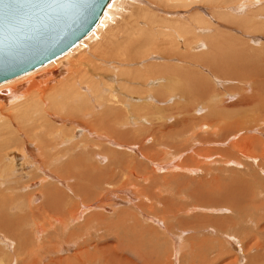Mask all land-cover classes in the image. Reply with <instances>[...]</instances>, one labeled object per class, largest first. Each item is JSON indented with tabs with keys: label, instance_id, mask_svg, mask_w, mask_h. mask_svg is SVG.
<instances>
[{
	"label": "rangeland",
	"instance_id": "374dc122",
	"mask_svg": "<svg viewBox=\"0 0 264 264\" xmlns=\"http://www.w3.org/2000/svg\"><path fill=\"white\" fill-rule=\"evenodd\" d=\"M147 1L148 0H128L127 3H129V12L131 16H129L125 20V22L127 23H132L135 19L133 24L137 27L136 29L134 27L135 31H133V33L135 32V35L133 36H136L140 33V36L138 35L139 37L134 38H139L138 40L142 41L141 43L143 45L141 44L139 46V44L136 42V45L134 46L135 48L131 50L130 53L128 52L125 55H120L119 58H115L114 56L110 55L112 60L110 58H108L107 60L106 57L105 59H103L105 54H103L102 52H100L99 54L101 55L102 53L103 57H101V55V58L97 57L91 52L93 50L92 48L94 46L96 47V43L98 42L94 43L95 41H92V46L89 44V41H85L84 43V48L86 45L90 46L88 49L85 48L84 56L87 59V63L89 62L88 60H91L95 65L94 66L91 63L87 64L89 65V74H92L95 79L97 78L96 83L101 81L97 85L99 89H101V87L103 89V91L102 89L99 91V94H97L96 96L94 95L95 98L91 97V100L89 99L92 102V104H90L93 105V112L95 109L96 116L94 117V119H96V117H98L97 120L99 119V116L101 115V113L99 112L101 111L103 115L109 112L105 110L106 108L104 109L105 104L103 105V103H105L104 100L107 101L109 100V98L110 100L112 99V97L115 99L119 98L118 100L121 101L122 104L125 102L128 103V105H130V102L134 104H141L139 97L141 95V92L148 91L146 89V86L147 88L149 87L148 93L150 92V94L152 93L154 95H157V91L161 92V90L163 91L165 89V86H167L165 81L163 80L165 74L167 72H172V69H184V64H187L188 66H186V69L188 70L189 75L188 80H186L187 82L182 85V89L176 86L178 89L174 90L173 88L176 87H171L174 90L173 92H179L181 90L180 92L182 93L186 89V92L184 91L185 95L184 92L182 93V97L184 99L179 103L180 105L177 104L174 99H171L172 97L168 99V96L170 97L171 95L165 96V92L172 93L169 88L167 91H163L164 96L160 95V97L165 98L166 100L158 97L155 98L158 101L156 102L157 106H160V114H157L155 117H140L139 120H142V122L140 123V125L138 124L137 129L134 128L135 126L132 127L129 125L119 127L117 124L121 122V119L123 117H109L111 116L110 112L108 113L109 115L106 114V116L104 115L101 119V121L105 119V123H107L108 120V125H100V127H102L99 128L97 134L96 132H94L87 135L88 132H91L90 130H94L95 128L99 127H94L90 130L86 129L87 125L84 124V122L86 123L87 121H89V119L85 118L86 120H84L83 118L91 117V114L88 113V116H86L85 114L84 116H82V118L77 117L76 115L78 114H75V117H71L79 121L82 119L80 122L76 123L77 128H73L69 117H57L55 111L52 113L53 109L51 107L55 105V103L52 101L51 105V101H49L47 107L51 111V114L47 119L53 121V124L55 125V127H57L56 130L58 132L61 131V129H64L65 131L67 130L68 133L73 130V136H77L75 139H73L75 142L68 137L61 139L58 135H56L53 137V140H51V144L49 143V145H47L48 140L52 137L49 136V132L47 131V127L49 126L45 123H39V121L38 124L34 125L35 130L34 127L33 129L31 128L30 130H25L26 133L30 132L26 135L34 136L32 138H23L24 141H30V145L28 146L30 147V149L23 150L22 153L25 152L24 154L20 153V151L19 153H17V164L14 165L17 166V168L19 167V170H17L18 172H15L13 174L10 171V168L12 167L7 168V166L5 165H3L4 167H2V165L0 164V177L2 171L5 170V168L7 170L6 172L3 171V178L0 179V185H3H1L0 191L5 189V192L3 190L4 194L2 193V198L5 197V200L9 199L7 201L10 202L14 210L12 211V216L17 212L15 214L16 216L20 212V208L25 209L26 213H30L28 211V204L34 202L32 205H30L31 210L32 207H39L36 210L37 214L44 213L43 215L45 216H49L50 214L54 217V219H56L59 213L62 212L55 207L53 210L49 202H46V199H44L42 193L44 191L43 187L56 188L57 192H59V196H55L53 197L54 199L52 198L51 200L55 201L56 199L60 202V204L66 202L67 209L65 210V207H62V210L68 211V208H71L73 211H76L75 215L77 213L79 214L78 217L75 216V223H69L66 229V233L64 232L63 235L57 236L54 231L51 232V230L49 229L47 234L48 236L45 233L42 234L43 236H41L42 238H40L42 240L38 241L33 238L35 242H31L33 243V246L31 245V243L29 244V249L36 250V245L43 246V249H39L34 255V259L37 264H52V261L53 264H55V262H58L56 264H89L87 262L77 260L76 258L75 260H73L72 256L74 254L75 256H77L78 254H81L83 252H87L89 254H100L95 255L98 258L96 259V262L92 264L254 263V261L248 257V254H254L256 252V249L248 248L253 243L252 238H254V240L261 238V236L257 235V232H259V228L260 230H264V158L260 159V156H262V153H264V148L262 147V152L259 148L260 143L261 146L264 144V139L262 136L257 134L258 131L262 133L264 132V123L256 125L257 122H254V120H252V122L251 119H254V115L264 117V106L258 107V110L253 113L254 108L257 109L255 102L258 99L254 97H251L250 99V95L259 90H262L261 93L264 94V25H262L260 22L264 19V15L256 12H251L248 14V7L247 4H245L242 14V17H245V19L241 20L242 23L238 26H234L230 25L229 19L209 16L210 14L209 12H207L208 5H204L202 3L201 8H206L203 11V13L205 12V14L207 15L204 19V22L206 24L194 23L195 25H198V28L189 36V40L187 42V56H185L184 50L179 51L178 55H175L169 52L170 49H167V44H165L164 46L156 43L152 44L149 38L143 39V37H150V34L157 37L160 33H164L161 27L165 25V22L162 21V19H167L169 17L168 13L166 12L170 11L171 14L175 16H184V18L186 19H194V17L199 14L198 4H195V6H193L194 4H189V6L187 7L185 5L180 6L179 4L180 7H178L177 4H170V1L167 2L168 4L162 2H157L158 4H156L153 3L152 0H149V2L151 1L150 3ZM257 2L260 3L258 0ZM159 3L160 5H162V7H160ZM135 6L141 7H136L138 10L135 11ZM215 7H217V5H215ZM133 8L134 12L132 13L136 16L131 13V11H133ZM256 9L253 8V11H255ZM143 10L145 13L141 15L142 13L139 12H143ZM148 10H152V13ZM233 11L235 12V10ZM227 12L230 11L228 10ZM138 13L139 16H137ZM144 14H150L151 18H154L155 20L153 19L150 23H148V17L150 16L147 17ZM140 15L142 16V18H140ZM165 15H168V17H166ZM158 17H160L161 20ZM114 19L115 17L109 15L108 21H114ZM257 23L260 27L256 28L254 24ZM121 25H124V23H122ZM140 26L142 29L140 28ZM139 29H144L143 34L147 36L145 37V35H143L141 33L142 31ZM118 30L122 29L117 28L116 30V33L121 36L115 38V40H118L117 42L122 43L123 40H121L120 42L119 39L125 36L123 34L125 30L123 29V31H121L123 35ZM151 31L156 32L153 33ZM127 33L130 32L127 31ZM216 34L219 35L216 36ZM214 43H218L220 46H217L215 48ZM179 47L182 48L183 45L179 44ZM165 49H167L168 51H164ZM152 52L153 55L154 53H156V56H153ZM148 53H151L150 56L147 55ZM157 53H159V55H157ZM165 58L169 59L167 60ZM125 61H127L128 64H126L127 62L124 63ZM129 64L131 66H129ZM227 64L231 65L228 70L224 69V66H226ZM87 65L85 66V71L88 68ZM127 66L129 67L127 68ZM171 66H173L174 68H170ZM138 67H140L141 69ZM166 68L167 71L165 70ZM94 69H96L97 71ZM121 70H123L126 78L124 77V75H122L123 73L121 72ZM147 70H149V72ZM157 70L159 73L157 72ZM93 71H95L94 73L96 74H94ZM116 73H118V75ZM146 76L148 77L147 83H143L142 80ZM137 77L139 80H133V78ZM119 78L121 79L119 80ZM260 80L263 81V84ZM118 82L120 84H117ZM243 83L247 86L245 87ZM110 84L113 85L111 90L112 93L109 91V88L105 89V87ZM153 84L154 86L158 87L154 88ZM164 84L165 86H163ZM118 88H120L121 90ZM3 89H5V87L0 88V90ZM127 91H131L130 98L133 100L130 102H127V100H125L127 98V96L125 95ZM2 94L3 93H0V95ZM99 95L101 96L99 97ZM105 95H107L106 97L108 99L105 97ZM102 96H104L106 99H104V97ZM213 97H215V99ZM250 100H252L254 104L249 102ZM135 101L137 103H135ZM201 101L203 102L201 103ZM94 102H97L98 104H95ZM185 102H189V104H186ZM199 102L201 104H199ZM99 103H102V105H99ZM172 103H176L177 105H179V108ZM165 104L172 109H169ZM197 105L201 106V113H199L200 116L197 115L194 117H190L192 112H190L189 114L187 112L185 113V115L187 114L189 116H180L182 113V115H184V112L187 108V111L189 112L193 110ZM142 109L144 110V107ZM210 112L216 114L214 115L211 113L212 115H210ZM218 112L220 114V117L228 116L227 120L225 118L224 122L223 120L220 121V123L217 124V127L216 125L211 126L208 117H216V115L217 117H219ZM171 115L174 116L169 117ZM204 115L206 116L204 117ZM243 117L252 118L249 119V125L245 124L243 125L244 127L241 128V135H237L236 137V134H238L239 132L237 133V130L235 128H232V126L235 122H237L238 118H242L241 120H245V118ZM35 118L36 117H27L26 119L22 120L20 124L25 127L28 122L32 123ZM65 118H67L68 120H66ZM128 118L134 119L137 117ZM185 118H187L185 121L182 120ZM115 119L116 121H118L117 123L116 121H113ZM91 120L92 119L90 118V121ZM13 122L15 124L12 131L16 132V134H18V136H20L21 138L22 135H25V131L20 128V125H18L19 122ZM63 123H67L66 125L64 124L66 129L65 127L63 128ZM207 123L209 124V128H199L201 125H206ZM157 125L158 127H156ZM254 125L256 126L254 127ZM103 126L104 129L101 131L100 129H102ZM226 126L229 127L230 131ZM112 130H118L116 132L125 130L127 131V133L125 135L121 134V137L119 138L117 134L112 132ZM99 132L103 134L105 133L104 136L103 134H99ZM82 137H84L83 140ZM108 137H110L111 140ZM244 137L256 138L259 140V143H257L258 147H256L258 150L256 149L253 153L256 156V159L252 160L250 158H246L244 157L243 153H240V151H238V148H234V146L238 144L239 140ZM7 138L9 137L7 136ZM69 139L70 141H68ZM118 139L121 140L125 145L121 146L120 144H118ZM0 141V143H2V141L4 140L0 137ZM38 141H40V143H43V145H41V148L40 144H38L39 146L37 145ZM62 142H65V144H63ZM78 142L80 143V145ZM73 144L78 145L79 149L76 145L75 146L77 150L74 149ZM6 147L7 144H4L3 147H0V152ZM12 150V148H9V152ZM58 150L60 151L58 152ZM39 151L42 153H40ZM111 151H113V153ZM53 153L56 156L53 155ZM25 154H29L30 164H32L31 166L29 163L25 162L28 159L25 160L24 158H22ZM107 155L112 158L113 156H115V160H117L118 163L115 164L112 160L110 161V157H107ZM96 156L101 157L102 161L97 160L95 158ZM37 158L39 162L37 164H33L32 160ZM50 158L52 159L51 162ZM42 159L44 160V162ZM79 159L80 161H78ZM227 160L231 161L227 162ZM70 161H73L72 163H75V166L74 164L72 165ZM75 161H78V163L80 162L82 164H78ZM67 162L69 163L67 164ZM62 163H64L62 165L64 171L67 170V167H69L68 169H71V172L70 170L64 172L62 169H59L61 168ZM177 163L194 169L192 171H183L182 169L171 170L170 167ZM69 164L72 165L74 169L70 167ZM21 165L23 169L21 168ZM37 165L40 167H38ZM43 165L47 166L43 168ZM65 165H67V167H65ZM53 166H57V168H53ZM33 168L36 172L33 170ZM48 168H52L50 169L51 172H49ZM95 168L99 170L104 169L103 173H110L112 175L110 178L104 181L106 177H103V173H99ZM126 168L128 171L126 170ZM158 168L160 170H158ZM53 169L59 170H56L55 172V170ZM129 171L131 173H129ZM24 172H28L30 174H24ZM61 172L63 173L61 174ZM20 173L23 174V176ZM35 174L38 175L36 176ZM45 176L49 181L46 180ZM13 179H15L16 181H14ZM32 181L35 183L32 184ZM42 181L44 182L42 183ZM10 182L11 184H9ZM14 183L17 184L14 185ZM48 183L49 185H47ZM14 186L18 187L17 189L19 191L15 190ZM85 186H88V188H86ZM7 187L10 189H8ZM27 187H29V190H27ZM71 188L72 190L74 188V193L71 192ZM6 189H8V191H6ZM33 190L36 193L35 195ZM75 190H77L76 194ZM26 191L31 192L30 195H32L30 196L28 194L29 192ZM11 193H13L14 195H10ZM13 199L14 201H12ZM31 200L33 202H31ZM17 202L19 204H22L23 206H18V204H16ZM7 209L11 208H6L5 210ZM11 215L9 218L12 217ZM14 218L15 217H12V219ZM54 219L53 222L52 220H50V223L52 222V225H54V227H58L59 223L55 222ZM66 219H68V217H66ZM222 221H232L230 232H233V235L235 236L237 235L235 237L236 239L234 243L226 242L225 233H215V231L219 232L217 229H219L220 223ZM252 223H255V227H257L258 223L257 231L255 228L256 233L254 230L251 231L247 228L248 224L250 225ZM3 224L4 222L0 223V232L2 230H4L6 233L8 232L7 234L11 236L10 239L14 238L15 241L17 240L16 237L21 238V235L14 232L13 227H3ZM246 228L247 230H245ZM58 230H61V228H59ZM69 233H72V235L69 236ZM26 234L34 236L31 234V231L29 233L24 232V234L22 235V239L24 237L27 238ZM172 237L177 239L175 241L176 243L172 241ZM180 238L182 239V241ZM198 240L202 241L199 249L195 247V245L198 244L197 242H199ZM79 241L84 242H81L83 245L81 243L80 245ZM74 242L75 246L78 245L77 248L73 246L71 247L68 244L69 249H66V251L53 253L57 250L56 248H62L64 246H67V243L72 244ZM180 243L182 246L180 245ZM244 243H246V246H243L245 245ZM0 244H2L1 241ZM16 244L19 245V243ZM3 245L4 244L0 246L2 249ZM16 248L19 249H16L15 253H13L14 248H11V251L9 252L8 250L3 249L5 253L9 254L5 255L4 260L6 264H9L11 257L13 262L10 261V263L12 264L15 263L16 260L17 264L28 263L31 257L28 254L29 249L25 250V254H22L23 248H21V246H17ZM49 249H54V251H51V253L47 252L49 251ZM32 250H30V252ZM46 255L47 258H45ZM99 258L100 261H98ZM59 259H61L60 261L69 259V261H66V263H61L60 261H58Z\"/></svg>",
	"mask_w": 264,
	"mask_h": 264
},
{
	"label": "bare ground",
	"instance_id": "6f19581e",
	"mask_svg": "<svg viewBox=\"0 0 264 264\" xmlns=\"http://www.w3.org/2000/svg\"><path fill=\"white\" fill-rule=\"evenodd\" d=\"M133 1H137V0H133ZM170 1L171 3L170 4H177L178 7L182 6V5H185L186 7L190 5H193L195 6V4H198V11H199V14L197 16L194 17V19H190V18H184V16H175L173 14H171V12H166L168 13V15L166 17H168L167 19H162V21L165 22V25L162 26V31H164V33H160L157 37L156 36H152V34H150V37H148L147 35L143 34V30H141V26L139 30H141L140 32L145 35L146 38H144L143 36V39H148L150 40V42L152 44H161V45H165L167 44L168 45V48L167 49H170L169 52H171V54H175V55H178V52L181 51V50H184V53H185V56H187V42L189 40V36L192 34V32H194L197 28H198V25H195V24H198V23H204V19L205 17L207 16L205 14V12L203 13L204 8L203 6L205 4L208 5V11L209 12V16L211 17H215V18H226V19H229L230 20V25H234V26H238L239 24H241V20H244L245 17H242V14H243V8H244V5L247 4V7H248V14L251 13V12H256V13H260L262 15H264V0H258L260 3L257 2V0H152L153 3H156L158 4L157 2H162V3H166L168 4L167 2ZM128 0H110L107 5L105 6L104 8V11H103V14L101 15V17L99 18V20L97 21V23L95 24V26L93 27V29L85 36L83 37L81 40H79L74 46H72L70 49H68L67 51H65L64 53H62L61 55L55 57L54 59H51L50 61L47 62V64L45 63V65L43 64L42 67L39 66V68L37 67V69H32L30 71H27V72H24V73H21L15 77H12L10 79H7L6 81H2L0 82V88L1 87H5V89L3 90H0V93H3L2 95H0V137L4 140L2 141V143H0V147H3V145L7 144V147L4 149V150H1L0 152V164L2 165V167H4L3 165L7 166V168L9 167H12L10 168V171L11 173H15V172H18L17 170H19V167L17 168V166H15L14 164H17L16 162V159L18 158V154L19 151L20 153L23 152V150H26V149H30V147H28L30 145V141L28 140H23V138H32L33 136L32 135H26L27 133H30V132H27L25 130H30L31 128L33 129L34 125L38 124L39 123H45L47 124L49 127L48 128V132H49V136L51 137L48 142H47V145H49V143L51 144V140H53V137L58 135L59 138H70L71 140L75 139L77 136L72 134V132H74L73 130L68 133L67 130L65 131L64 129H61V131H57V127H55V125L53 124V121H51L50 119H47L49 118L48 116L51 114V111L48 109L47 107V104L49 103V101H51V105H52V101L55 103V105H53L51 108L53 109L52 110V113L55 111L57 117H69V119L71 120V123H72V126L73 128L76 127L77 128V124L78 122H80L79 120H76L75 118H71V117H75V114H78L76 115L77 117H81L84 116L86 114V116H88L87 114H91V117H84L83 119L86 120L85 118L89 119V121H87L86 123L84 122V124H86V129L87 130H90L91 128H94V127H98V128H95L94 130H90L91 132H88L87 135H89V133H94L96 132V134L98 133L97 131L99 130L100 125H103V124H106L108 125V120H107V123L104 122L105 119H103V121H101V119L103 118V116L108 113L111 112V116L109 117H123L121 119V122L118 123L117 125L119 127H124V126H132L134 127L135 129H137L138 127V124L140 125V123L142 122V120H139L140 117H155L157 114H160V111H159V108L160 106H157L156 102H158L155 98L158 97V98H161V99H165V98H162L160 97V95H163L164 94V90L167 91L169 88L171 90L172 93H166L165 92V96L166 95H171L170 97L168 96V99L171 98V99H174L176 101L177 104H179L181 101H183V95L182 93L185 91L186 92V89L181 93L180 91L179 92H173L174 90H177L178 87H180V89H182V85L185 84L189 78V75H188V70L186 69V66H188L187 64H184V69H180V70H174L172 69V72H167L165 74V76L163 77V74H162V77H163V80L165 81L166 85L165 84L163 86H165V89L161 92L157 91L156 94L157 95H154V94H150V92L148 93L149 91V87L147 88L146 86V89L148 90L147 92H141V95L139 97V100L141 102V104H134V103H131L130 101H132L133 99L130 98V93L131 91H127V93H125V95L127 96V98L125 100H127V102H130V105H128V103H123L121 101H119L117 98V100L115 98L112 97V99L110 100H107L105 101L104 99H106L107 95L102 96L104 97V102L103 105L105 104V107L104 109L108 112L106 114L103 115L102 111L99 112L101 113V115L99 116V119L97 120L98 117H96V119H94V117L96 116L95 115V109H94V112H93V105L92 102L90 101L91 97H94V95L96 96L97 94H99V91L102 89H99L98 87V83L100 82H97V78L95 79V77H93L92 74H89V65H87L88 63L90 64H93L91 60H88L89 62L87 63V59L85 58V48L88 49L90 46L89 45H86L85 48H84V43L85 41H89V44L91 45L92 41H95L94 43H96V47L94 46L92 49V53L94 55H96L97 57L101 58L103 57L102 53L105 54L103 59H106L108 60V58H111L110 55L114 56L115 58H119L120 55H125L127 54L128 52L130 53L131 50H133L136 45V42L139 44V46L142 44L140 40H138L139 38H134V37H139L140 36V33L137 34L136 36H133L135 35V32L133 33V31H135L136 27L137 26H134V21L132 23H127L125 22V20L131 16L130 12H129V3H127ZM143 2V1H142ZM145 2V1H144ZM149 2V0L147 1ZM151 2V1H150ZM149 2V3H150ZM174 2V3H173ZM135 3V2H134ZM139 3V2H138ZM152 3V4H153ZM202 3L204 4L201 8V5ZM155 4V5H156ZM180 4V6H179ZM138 5V4H137ZM146 5V4H145ZM143 5V6H145ZM150 5V4H149ZM154 5V6H155ZM160 5V3H159ZM215 5H217V7H215ZM142 6V5H141ZM141 6H135V8L137 7H141ZM169 6V5H168ZM172 6V5H171ZM176 6V5H174ZM152 7V6H151ZM160 7H162V5H160ZM135 9V11H137L138 9ZM143 8V7H142ZM141 8V9H142ZM216 8V9H214ZM253 8H258L256 9L255 11H253ZM140 9V10H141ZM149 9V8H147ZM147 9H146V13H147ZM214 9V10H213ZM230 11V12H227V11ZM235 10V12L233 11ZM150 11V10H148ZM152 11V10H151ZM150 11V12H151ZM134 12V8H133V11H131V13ZM234 12V13H233ZM136 13V12H135ZM139 13H142L141 15H143L144 10L143 12H139ZM139 13L137 16H139ZM152 13V12H151ZM157 13V12H156ZM133 14V13H132ZM137 14V13H136ZM109 15H112V17H115L114 21H108L109 19ZM135 15V14H133ZM140 15V18H142V16ZM145 16H150L147 15V14H144ZM152 15V14H151ZM155 15V14H154ZM160 15V14H159ZM136 16V15H135ZM240 17V18H239ZM264 17V16H263ZM144 18V16H143ZM148 23L151 22V20H153L150 17H148ZM160 19V17H158ZM130 19V18H129ZM132 19V18H131ZM157 19V20H159ZM225 19V20H226ZM155 20V19H154ZM161 20V19H160ZM264 20V19H263ZM260 21L262 25H264V22ZM140 21V20H139ZM159 22V21H158ZM216 22V21H215ZM122 23H124V25H121ZM143 23V22H142ZM146 23V22H145ZM195 23V24H194ZM159 24V23H158ZM157 25V24H156ZM147 26V25H146ZM200 26V25H199ZM254 26L257 27H260L259 24H254ZM135 27V29H134ZM204 27V26H203ZM117 28L119 29H122V30H118V31H123V29L126 31H124V37L119 39V41L121 42V40H123L122 43H119L117 42L118 40H115V38L117 37H120L121 35H118L116 33V30ZM134 29V30H133ZM147 29V28H146ZM145 29V30H146ZM148 30V29H147ZM127 31H129L130 33H127ZM149 31V30H148ZM147 31V32H148ZM206 31V30H205ZM153 33H155L154 31H151ZM116 33V34H115ZM122 34V32H121ZM122 34V35H123ZM149 34V33H148ZM221 34V33H220ZM118 35V36H117ZM139 35V36H138ZM219 35V34H218ZM216 34V36H218ZM140 37V38H142ZM219 38V37H218ZM221 39V38H220ZM125 40V41H124ZM142 40V39H141ZM147 41V40H146ZM181 41V42H180ZM227 41V40H226ZM229 42V41H228ZM147 43V42H146ZM149 43V42H148ZM223 43V42H222ZM150 44V43H149ZM179 44H182L183 47L180 48L179 47ZM143 45V44H142ZM214 47L216 48L217 46H220L218 43H214ZM223 45V44H222ZM92 46V45H91ZM152 46V45H151ZM154 46V45H153ZM157 46V45H156ZM138 48V47H137ZM167 49H165L164 51H166ZM97 50V51H96ZM144 51V50H143ZM168 51V50H167ZM166 51V52H167ZM101 53V55H99ZM105 52V53H104ZM156 52V51H155ZM163 52V51H162ZM242 52V51H241ZM108 53V54H107ZM136 53V52H135ZM161 53V52H160ZM151 54V53H150ZM150 54L148 53L147 55L150 56ZM231 54V53H230ZM239 54V53H238ZM152 55H153V52H152ZM151 55V56H152ZM154 55L156 56V53H154ZM153 55V56H154ZM157 55H159V53H157ZM227 55V54H226ZM101 56V57H100ZM109 56V57H107ZM239 56V55H238ZM125 57V56H124ZM134 57V56H133ZM132 57V58H133ZM170 57V56H169ZM179 57V56H178ZM114 58V60H115ZM147 58H150V57H147ZM128 59V58H127ZM135 59V58H134ZM165 59H169V58H165ZM133 60V59H132ZM166 60V61H167ZM119 61V60H118ZM135 61V60H134ZM144 61V60H143ZM150 61V60H149ZM123 62V61H122ZM127 61H125L124 63H126ZM131 62V61H130ZM136 62V61H135ZM134 62V64H135ZM140 62V61H139ZM156 62H162V61H156ZM164 62V61H163ZM186 63V62H184ZM128 64V62L126 63ZM137 64V63H136ZM149 64V63H148ZM163 64V63H161ZM88 66V68L86 69L85 71V66ZM94 65V64H93ZM104 65V64H103ZM157 65V64H155ZM95 66V65H94ZM102 66V65H101ZM129 66H131L129 64ZM127 66V68L129 67ZM153 66V65H152ZM170 66V65H168ZM231 65L230 64H227L226 66H224V69H227L230 67ZM93 67V66H92ZM133 67V66H132ZM97 68V67H96ZM136 68V67H135ZM140 68V67H138ZM147 68V66H146ZM158 68V66H157ZM170 68H174L173 66H171ZM107 69V68H106ZM141 69V68H140ZM162 69V68H161ZM96 70V69H94ZM124 70V69H123ZM123 70H121V72L123 73ZM129 70V69H128ZM126 70V71H128ZM143 70V69H142ZM152 70V69H150ZM156 70V69H155ZM160 70V69H159ZM167 71V68L165 69ZM221 70V69H220ZM226 70V71H227ZM97 71V70H96ZM130 71V70H129ZM133 71V70H132ZM137 71V70H136ZM149 72V70H147ZM95 71H93L94 73ZM131 72V71H130ZM156 72V71H155ZM158 72V70H157ZM161 72V71H160ZM152 73V72H151ZM159 73V72H158ZM164 73V72H163ZM258 73V72H257ZM96 74V73H94ZM99 74V73H98ZM97 74V75H98ZM118 75V73H116ZM104 75V74H103ZM122 75H124V77L126 78L125 74L123 73ZM127 75V74H126ZM132 75V74H131ZM107 76V75H106ZM122 77V76H121ZM130 77V75H129ZM117 78V77H116ZM124 78V79H125ZM152 78V77H151ZM121 78H119L120 80ZM141 79V78H140ZM147 79L148 77L146 76L142 82L143 83H147ZM246 79V78H245ZM252 79V78H251ZM117 80V79H116ZM133 80H139L138 77L137 78H133ZM105 81V80H104ZM152 81V80H151ZM261 81V80H260ZM258 82V81H257ZM108 83V82H106ZM128 83V82H127ZM261 83L263 84V81H261ZM105 84V83H104ZM113 84V83H112ZM110 84L108 85L106 88H109L110 92L112 93V87L113 85ZM117 84H120L119 82ZM161 84V83H160ZM163 84V83H162ZM100 85V84H99ZM107 85V84H106ZM129 85V84H128ZM135 85V84H133ZM141 85V84H140ZM158 85V84H156ZM244 85V83H243ZM105 86V85H104ZM132 86V85H131ZM154 86V84H153ZM245 87L247 86L246 84L244 85ZM250 86V85H248ZM119 87V86H118ZM156 86H154L155 88ZM158 87V86H157ZM156 87V88H157ZM173 87H176V88H172ZM242 87V86H241ZM120 89V88H118ZM145 89V90H146ZM151 89V88H150ZM163 89V88H161ZM121 90V89H120ZM123 90V89H122ZM144 90V89H143ZM154 90V89H152ZM160 90V88H159ZM230 90H231V87H230ZM251 90V89H250ZM23 91V92H21ZM103 91V89H102ZM114 91V90H113ZM134 91V90H133ZM205 91V90H204ZM108 92V91H107ZM109 92V93H110ZM155 92V91H154ZM185 92H184V95H185ZM249 92V91H248ZM257 92V93H256ZM255 93H249L251 94L250 95V99L251 97H254V98H257L258 100L255 102V105L257 107V109L254 108V112L255 113L257 110H258V107L260 106H264V94H262V90H259V91H256ZM110 93V94H111ZM133 93V92H132ZM247 93V92H246ZM5 94V95H4ZM93 94V95H92ZM103 94V93H102ZM101 94V95H102ZM106 94V93H105ZM99 95V97L101 96ZM133 95V94H132ZM187 95V94H186ZM164 96V95H163ZM188 96V95H187ZM98 97V98H99ZM122 97V96H121ZM137 97V96H136ZM238 97V96H237ZM240 97V96H239ZM95 98V97H94ZM97 98V99H98ZM123 98V97H122ZM215 99V97H213ZM90 99V100H89ZM108 99V98H107ZM167 99V100H168ZM101 100V98H100ZM166 100V99H165ZM164 100V101H165ZM190 100V99H189ZM245 100V99H244ZM90 101V102H89ZM137 101V100H136ZM135 101V103H137ZM236 101V100H234ZM102 102V101H101ZM161 102V101H160ZM163 102V100H162ZM166 102V101H165ZM190 102V101H189ZM189 102H187L189 104ZM203 101H201L202 103ZM249 102L253 103L254 102L252 100H250ZM91 103V104H90ZM95 104H98L97 102H94ZM174 104L176 105L178 108H179V105L177 104ZM183 103V102H182ZM186 103V102H185ZM184 103V104H185ZM186 103V104H187ZM199 102V104H201ZM102 105V103H99V105ZM160 105V104H159ZM164 105V104H163ZM166 105V104H165ZM168 105V103H167ZM166 105V106H167ZM194 105V103H193ZM175 106V107H176ZM182 106V105H181ZM204 106V105H203ZM144 107V110L142 109ZM169 108V106H167ZM174 107V108H175ZM103 108V106H102ZM171 108V107H170ZM169 108V109H170ZM177 108V110H178ZM184 108V107H182ZM172 109V108H171ZM186 109V108H185ZM188 109V108H187ZM186 111L184 112V115H180V116H186L185 113L187 112L188 114L190 112L191 115L190 117H194V116H200L199 113H201V106H195V108L191 111ZM203 109V108H202ZM213 109V108H212ZM215 109V108H214ZM103 110V109H102ZM190 110V109H189ZM216 110V109H215ZM214 110V111H215ZM87 111V112H85ZM181 111V110H180ZM179 111V112H180ZM219 111V109H218ZM182 112V111H181ZM217 112V111H216ZM94 113V115H93ZM177 113V112H175ZM194 113V114H193ZM216 114V113H213V112H210V115L212 114ZM179 114V113H178ZM206 114V113H205ZM55 115V114H54ZM109 115V114H108ZM218 115L219 117H208V120H209V123L211 126H215L217 127V124L220 123V121L223 120V122L225 121V118L227 120V117H220V114L218 112ZM222 115V114H221ZM174 116V115H173ZM172 115L169 116V117H173ZM179 116V115H178ZM177 116V117H178ZM189 116V115H187ZM206 115H204L205 117ZM27 117H36L33 122H28L27 125L24 127L22 124H20V122L24 119H26ZM128 117H137V118H128ZM254 119L252 117H243L245 118V120H241L242 118H238L237 122L234 123V125L232 126V128H235L237 130V133L236 134V137L237 135H241V131L244 126L243 125H249V119L254 120V122H257L256 125H259L261 123H264V117H260L259 115H254L253 116ZM51 118V117H50ZM90 118L92 119L90 121ZM184 118V117H183ZM232 118V117H230ZM13 119H16V120H13ZM66 120H68L67 118H65ZM75 119V120H73ZM79 119V118H77ZM107 119V117H106ZM117 119V118H116ZM113 120V121H116ZM187 118L185 119H182V120H186ZM54 120V118H53ZM181 120V119H180ZM13 121H16V122H19L18 125H20V128L25 131V135L20 138V136H18V134H16V132L12 131L14 129V122ZM57 122V121H56ZM83 122V121H82ZM109 122H110V119H109ZM118 121H116L117 123ZM157 122V121H156ZM181 122V121H180ZM212 122V123H211ZM253 122V121H252ZM65 123H63L64 125ZM67 124V123H66ZM65 124V125H66ZM157 124V123H156ZM165 124V123H164ZM233 124V123H232ZM62 125V126H63ZM65 125L63 126V128L65 127ZM69 125V124H68ZM79 125V124H78ZM83 125V124H82ZM81 125V126H82ZM154 125V124H153ZM160 125V124H159ZM254 125V127L256 126ZM61 126V127H62ZM115 126V125H114ZM219 126V125H218ZM60 127V126H59ZM107 127V126H106ZM110 127V126H109ZM140 127V126H139ZM158 127V125L156 126ZM209 128V124L207 123L206 125H201L199 128ZM227 127V126H226ZM114 128V127H113ZM228 130H229V127H227ZM226 128V129H227ZM38 129V128H37ZM43 129V128H42ZM66 129V127H65ZM72 129V128H70ZM104 129V126L102 129H100L101 131ZM106 129V128H105ZM224 129V128H223ZM231 129V128H230ZM16 130V129H15ZM34 130H35V127H34ZM40 130V129H39ZM86 130V131H87ZM96 130V131H95ZM160 130V129H159ZM21 131V130H20ZM22 131V132H23ZM33 131V130H32ZM70 131V130H68ZM76 131V129H75ZM100 131V132H101ZM111 131V130H110ZM118 131V130H116ZM116 131H113V133L117 134V136L120 138L121 137V134L125 135L127 133V131L125 130H120L121 132H116ZM138 131V130H137ZM136 131V132H137ZM195 131V130H194ZM230 131V130H229ZM232 131V130H231ZM19 132V131H18ZM99 134H103V133H100ZM105 132V131H103ZM134 132V131H133ZM171 132V131H170ZM169 132V133H170ZM223 132V131H222ZM3 133V134H2ZM24 133V132H23ZM85 133V132H84ZM130 133V132H129ZM158 133V132H157ZM173 133V132H172ZM194 133V132H193ZM16 134V135H15ZM76 134V133H74ZM105 134V133H104ZM103 134V136H104ZM156 134V133H155ZM257 134H259L260 136L263 137L264 139V132H260L258 131ZM43 135V134H42ZM84 135V134H83ZM154 135V134H153ZM256 135V134H255ZM7 136L9 138H7ZM86 136V135H85ZM98 136V135H96ZM161 136V135H160ZM174 136V135H173ZM195 136V135H194ZM44 137V136H43ZM155 137V136H154ZM192 137V136H191ZM240 137V136H239ZM38 138V137H37ZM84 137H82V140H83ZM110 139V137H108ZM156 138V137H155ZM46 139V138H45ZM44 139V140H45ZM70 139L68 141H70ZM154 139V138H153ZM234 139V138H233ZM30 140V139H29ZM47 140V139H46ZM66 140V139H65ZM111 140V139H110ZM119 140V139H118ZM64 141V140H63ZM74 141V140H73ZM79 141V139H78ZM109 141V140H107ZM112 141H115V140H112ZM1 142V141H0ZM53 142V141H52ZM57 142V141H56ZM75 142V141H74ZM73 142V143H74ZM81 142V141H80ZM95 142V141H93ZM117 142V141H116ZM121 146L125 145L124 143H122L121 140L118 141ZM256 142V143H255ZM36 143V142H35ZM59 143V142H58ZM63 143V142H62ZM79 143V142H78ZM76 143V144H78ZM82 143V142H81ZM114 143V142H113ZM236 143V141H235ZM257 143H259V140L256 139V138H247V137H244V138H241L238 142V144L236 146H234V148H238V151H240V153H243L244 154V157L246 158H250V159H256V156L253 154L254 151L257 149L256 147H258ZM264 143V142H263ZM40 144V148H41V145H43V143H40V141H38L37 145ZM65 144V142L63 143ZM70 144V143H69ZM76 144H73L74 145V149H76V146L78 148V145ZM83 144V143H82ZM35 145V144H34ZM68 145V144H67ZM72 145V146H73ZM76 145V146H75ZM80 145V143H79ZM159 145V144H158ZM259 148L261 149V152H262V147L264 148V144L261 146V143L259 144ZM36 146V145H35ZM39 146V145H38ZM54 146V145H53ZM65 146V145H63ZM85 146V145H84ZM83 146V147H84ZM88 146V145H87ZM116 146V145H115ZM70 147V146H69ZM155 147V146H154ZM157 147V146H156ZM9 148L13 149L12 151L9 152ZM37 148V147H35ZM59 148V147H58ZM72 148V149H73ZM81 148V147H80ZM8 149V150H7ZM79 149V148H78ZM82 149V148H81ZM68 150V149H67ZM77 150V149H76ZM258 150V149H257ZM48 151V150H47ZM60 150H58L59 152ZM35 152V151H34ZM40 152V151H39ZM43 152V150H42ZM40 152V153H42ZM85 152V151H84ZM88 152V151H87ZM90 152V151H89ZM113 153V151H111ZM135 152V151H134ZM140 152V150H139ZM138 152V153H139ZM25 153V152H24ZM22 153V154H24ZM47 153V152H46ZM62 153V152H61ZM137 153V152H136ZM31 154V153H30ZM81 154V153H79ZM88 154V153H86ZM142 154V152H141ZM20 155V154H19ZM26 155V154H25ZM23 155L25 160L28 159L27 161H25L26 163H29L30 164V156L29 154H27L26 156ZM38 155V153H37ZM36 155V156H37ZM50 155V153H49ZM53 155H55L53 153ZM58 155V154H57ZM61 155V154H60ZM94 155V154H93ZM48 156V155H47ZM56 156V155H55ZM59 156V155H58ZM64 156V155H63ZM38 157V156H37ZM40 157V156H39ZM42 157V156H41ZM88 157V156H87ZM107 157H110L109 155H107ZM134 157V156H133ZM34 158V157H33ZM48 158V157H47ZM63 158V157H62ZM61 158V159H62ZM71 158V157H70ZM69 158V159H70ZM97 160L99 161H102L101 160V157L99 156H96L95 157ZM105 158V157H104ZM150 158V157H148ZM264 158V153H262V156H260V159H263ZM41 159V158H40ZM44 159V158H43ZM42 159V160H43ZM51 159V158H50ZM68 159V161H69ZM106 159V158H105ZM19 160V159H18ZM72 160V159H71ZM109 160L113 161L115 164L118 163L117 160H115V156L110 157ZM235 160V159H234ZM33 164H37L39 161H38V158L37 159H33ZM52 161V159L50 160V162ZM80 161V159L78 160ZM78 161L76 163H78ZM127 161V160H125ZM231 160H227V162H230ZM44 162V160H43ZM71 162V161H70ZM73 162V161H72ZM71 162V163H72ZM23 163V162H22ZM49 163V162H48ZM65 163V162H64ZM62 163L61 164V168L59 169H62L64 171V168H62V165L64 164ZM69 162H67L68 164ZM80 163V162H79ZM78 163V164H79ZM24 164V163H23ZM44 164H47V163H44ZM53 164V163H52ZM58 164V163H57ZM74 164L75 166V163H72V165ZM82 164V163H80ZM114 164V165H115ZM167 164V163H166ZM0 165V166H1ZM32 164H30L31 166ZM49 165V164H48ZM72 165L69 164L70 167H72ZM15 166V167H13ZM28 166V165H27ZM38 166V165H37ZM45 168L46 166L43 165ZM60 166V165H59ZM83 166V165H82ZM155 166V165H154ZM162 166V165H161ZM159 166V167H161ZM1 167V168H2ZM36 167V166H35ZM40 167V166H38ZM50 167V166H49ZM65 167H67V165H65ZM126 167V165H125ZM21 168L23 169L22 165H21ZM53 168H57V166H53ZM69 167H67L66 169L70 172H71V169H68ZM74 169V167H72ZM84 168V167H83ZM133 168V167H132ZM163 168V167H162ZM21 169V170H22ZM38 169V168H37ZM36 169V170H37ZM47 169V168H46ZM49 169V172L50 169L52 168H48ZM59 169H56V170H59ZM72 169V171H73ZM99 173H103L104 172V169L102 170H99L97 168H95ZM157 169V168H156ZM171 170H178V169H182L183 171L186 170V171H192L194 168H190V167H186V166H183L181 164H175V165H172L170 167ZM33 170L35 171V169L33 168ZM31 170V171H33ZM42 170V169H41ZM55 170V169H53ZM55 170V172H56ZM65 170V171H67ZM127 170V168H126ZM158 170H160L158 168ZM4 172H6V168L5 170H3ZM2 171V173H3ZM46 171V170H45ZM64 171V172H65ZM128 171V170H127ZM29 172V171H28ZM27 172V173H28ZM36 172V171H35ZM34 172V173H35ZM54 172V171H53ZM80 172V171H79ZM1 173V178H3V175ZM22 173V172H21ZM20 173V174H21ZM24 172V174H27ZM38 173V172H37ZM63 172H61L62 174ZM129 173H131L129 171ZM19 174V173H18ZM30 173H28L29 175ZM33 174V173H31ZM44 174V173H43ZM70 174V173H68ZM23 176V174H21ZM36 175V174H35ZM38 175V174H37ZM36 175V176H37ZM112 174H106V173H103L102 176L103 177H106V179L104 181H106L108 178L111 177ZM21 176V177H22ZM25 176V175H24ZM73 176V175H71ZM19 177V176H18ZM17 177V178H18ZM46 177V176H45ZM113 177V176H112ZM13 178V176H12ZM44 179V178H43ZM114 179V178H113ZM112 179V180H113ZM10 180V179H9ZM14 181H16L15 179H13ZM46 180H47V177H46ZM45 180V181H46ZM51 180V178H50ZM91 180V179H90ZM1 181V180H0ZM34 181V180H33ZM32 181V184L35 183ZM49 181V180H47ZM74 181V180H73ZM92 181V180H91ZM20 182V181H19ZM18 182V183H19ZM44 181H42L43 183ZM52 182V181H51ZM56 182V181H55ZM72 182V181H71ZM1 183V182H0ZM5 183V182H3ZM13 183V182H12ZM63 183V182H62ZM88 183V182H87ZM11 184V182L9 183ZM17 184V183H16ZM14 183V185H16ZM20 184V183H19ZM37 184V183H36ZM51 184V183H50ZM2 185V184H1ZM0 185V187H1ZM6 185V184H5ZM8 185V183H7ZM24 185V184H22ZM21 185V186H22ZM42 185V184H41ZM45 185H46V182H45ZM44 185V186H45ZM49 185V183L47 184ZM3 186V185H2ZM10 186V185H9ZM35 186V185H34ZM39 186V185H38ZM53 186V185H52ZM92 186V185H91ZM30 187V186H29ZM27 187V190H29ZM86 187V186H85ZM4 188V187H3ZM6 188V187H5ZM8 188V187H7ZM18 187L14 186V189L15 190H18L17 189ZM39 188V187H38ZM36 188V189H38ZM88 188V186L86 187ZM10 189V188H8ZM8 189H6V191H8ZM20 189V188H19ZM77 189V188H76ZM85 189V188H84ZM83 189V190H84ZM4 192H5V189H3ZM3 190L0 191V223H3V227L7 226L8 228H11L13 227L14 228V232H16L17 234L21 235V238H17L16 237V241L14 238H11V236H9V234H7L4 230H2L0 232L1 234V237H0V241L2 242L3 245V249H6L9 251H11V248H14V252L15 253V250L16 249H19V248H16L17 246H21V248H23L22 250V254H25V250L29 249V244L31 242H35L33 238H35L36 240H42L40 238H42L41 236H43L42 234L45 233L46 235L48 234V231L49 229L51 230V232L54 231V233H56V235L60 236V235H63L64 232L66 233V229H67V226L69 225V223H75V216H79V214L77 213L75 215V212L76 211H73L71 208H68V211H65L67 209V203L66 202H63L62 204H60V202L58 200L55 199V201H52L51 199L55 196H59V192H57V189L52 187H43V197L44 199H46V202H49V204L52 206L51 208L54 210V207L58 210H60L62 213H59V215L57 216L56 219H54V217L52 215L49 214V216H45L43 215L44 213L42 214H37L36 210L39 208V207H35L33 208L32 207V210H31V206L34 202L32 201L33 198H34V195L36 194L35 191H34V195H33V198L31 200V202L33 203H29L28 204V211L30 213H26L25 209H22L20 208L19 209V213L15 216V213L13 216L11 214L13 210V207L11 206L10 202L5 200L4 198H2V193H3ZM72 190V188L70 189ZM78 190V189H77ZM75 190V194H76V191ZM88 190V189H87ZM19 191V190H18ZM32 191V190H31ZM38 191V190H36ZM79 191V190H78ZM15 192V191H14ZM26 192H29V191H26ZM72 193H74V188L73 190L71 191ZM87 192V191H86ZM31 192H29L28 194L30 195ZM50 193H53V194H50ZM81 193V192H79ZM88 193V192H87ZM108 193V192H107ZM4 194V193H3ZM13 193H11L10 195H12ZM26 194V193H25ZM50 194V195H49ZM89 194V193H88ZM6 195V194H5ZM14 195V194H13ZM32 195V194H31ZM30 195V196H31ZM84 195V194H83ZM82 195V196H83ZM109 195V194H108ZM8 196V195H7ZM38 196V195H37ZM40 196V194H39ZM74 196V195H73ZM9 198V197H8ZM36 198V197H35ZM39 198V197H38ZM18 199V197H17ZM54 199V198H53ZM133 199V198H132ZM11 200V199H10ZM89 200V199H88ZM110 200V199H109ZM14 201V199L12 200ZM11 201V202H12ZM36 201V200H35ZM18 204V206L22 205V204H19L18 202L16 203ZM87 204V203H86ZM23 206V205H22ZM21 206V207H22ZM11 208V209H7L5 210L6 208ZM62 207H65V210H62ZM25 208V207H23ZM15 209V208H14ZM71 209V210H70ZM89 209V208H88ZM4 210V211H3ZM212 210V209H211ZM218 210V209H216ZM224 210V209H223ZM16 211V210H15ZM47 212V211H46ZM7 214V215H6ZM10 215L12 217H15L14 219L9 218ZM43 215V216H42ZM66 217H68V219H66ZM53 219L55 222H58L59 223V228H61V230H58L59 228L58 227H54V225H52V222H53ZM151 219V218H150ZM50 220H52V222L50 223ZM69 221V222H67ZM86 222V221H85ZM234 222V221H233ZM242 222V221H241ZM244 222V221H243ZM235 223V222H234ZM240 224V223H239ZM254 224V225H253ZM232 225V221L231 222H225V221H222L220 223V227L219 229H217L219 232H216V234H222V233H225V240L227 243H234L235 242V235H233V232L231 233L230 231V227ZM57 226V225H56ZM252 226V227H251ZM235 227V226H234ZM257 227H258V223H257ZM257 227H255V223H252V224H248L247 228L251 231H255V228H256V231H257ZM226 228V229H225ZM236 228V227H235ZM242 228V227H240ZM247 228L245 230H247ZM254 228V229H253ZM73 230V229H72ZM31 231V234L34 235V236H31V235H27V238L24 237L22 239V235L24 234V232H30ZM255 231V233H256ZM259 232H257V235L261 236V238H258L257 240H254V238H252L253 240V243L251 244V246L248 248V249H252V248H255L256 249V252L254 254H248V257L251 258L254 263L253 264H264V230H258ZM237 232V231H236ZM168 234V233H167ZM183 234V233H182ZM236 234V233H235ZM44 235V236H46ZM66 235V234H65ZM72 233H69V236H71ZM173 235V234H172ZM48 236V235H47ZM175 236V235H174ZM177 236V235H176ZM179 236V235H178ZM55 237V236H54ZM68 237V236H67ZM181 237V236H180ZM47 238V237H46ZM182 238V237H181ZM180 238V239H181ZM173 242H175L177 239L172 237L171 238ZM184 239V238H183ZM18 241V242H17ZM84 241V240H83ZM182 241V239H181ZM199 242H197L198 244L195 245L196 248H200L201 244H202V241L201 240H198ZM82 241H79V244L81 243ZM180 242V241H179ZM16 243H19L16 244ZM84 243V242H82ZM81 243V244H82ZM176 243V242H175ZM247 243V242H246ZM246 243H244L245 245L243 246H246ZM0 244V246L2 245ZM33 243H31L32 245ZM73 246V247H78V245L75 246V242L70 244V243H67V246H64L62 248H56L57 250L54 251L53 250H50L47 251V252H50L51 251L53 253H57L59 251H66V249H69V246ZM77 244V243H76ZM80 244V245H81ZM191 244V243H190ZM243 244V243H242ZM83 245V244H82ZM177 245V244H175ZM181 245V243H180ZM194 245V244H193ZM33 246V245H32ZM182 246V245H181ZM37 249L35 250H32V249H29L28 250V254L31 256L28 263L26 264H37V262L35 261L34 259V255L35 253L39 250V249H43V246L41 245H36ZM80 247V246H79ZM175 247V246H174ZM190 247V246H189ZM32 248V247H31ZM35 248V247H34ZM3 249L0 247V264H6L5 262V255H9L8 253H5L3 251ZM173 249V248H172ZM30 250H32L30 252ZM178 250V248H177ZM12 253V254H13ZM52 253V254H53ZM96 254H99V253H96ZM95 253L93 254H89L87 252H83L81 254H78L77 256H75V254L72 256L73 260H75V258L77 260H81L83 262H87L89 264H92L94 262H96V259L98 258ZM180 254V253H179ZM100 255V254H99ZM15 256V255H14ZM174 256V255H173ZM47 258V255L46 257ZM44 258V259H45ZM102 258V257H101ZM14 259V258H13ZM16 259V258H15ZM20 259V258H19ZM42 259V258H41ZM103 259V258H102ZM61 259H59L58 261H60ZM202 260V259H201ZM10 261H12V257L10 258ZM9 261V264H12L10 263ZM21 261V260H20ZM27 261V260H26ZM66 261H69V259H65V260H62L60 261L61 263L64 262L66 263ZM98 261H100V258L98 259ZM13 262V261H12ZM59 262V263H60ZM24 263V262H23ZM39 263V262H38ZM58 263V262H55V264ZM13 264H17V260L15 261V263ZM25 264V263H24ZM52 264H53V261H52Z\"/></svg>",
	"mask_w": 264,
	"mask_h": 264
},
{
	"label": "water",
	"instance_id": "95a60500",
	"mask_svg": "<svg viewBox=\"0 0 264 264\" xmlns=\"http://www.w3.org/2000/svg\"><path fill=\"white\" fill-rule=\"evenodd\" d=\"M110 0H0V82L61 55L95 26Z\"/></svg>",
	"mask_w": 264,
	"mask_h": 264
}]
</instances>
